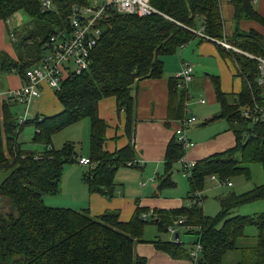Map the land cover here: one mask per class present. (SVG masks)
I'll use <instances>...</instances> for the list:
<instances>
[{
  "label": "trees",
  "instance_id": "1",
  "mask_svg": "<svg viewBox=\"0 0 264 264\" xmlns=\"http://www.w3.org/2000/svg\"><path fill=\"white\" fill-rule=\"evenodd\" d=\"M52 8L43 11L42 0H0V20L21 11L29 17L27 26L13 33L14 60L0 51V76L17 75L25 81L27 71L40 59L44 43L62 30H70L69 18L74 8L90 6L93 0H50ZM163 16L119 14L109 11L98 21L100 34L93 48L89 68L80 75L65 79L53 92L61 111L52 116H35L23 125L15 120L11 109L18 102L0 96V264H146L136 256L134 247L151 243L155 249L173 259H185L188 250L174 242L143 239L146 222L141 219L145 209H135L131 219L122 223L119 213L108 211L92 218L87 211L47 207L44 196L58 190L64 167L76 159V150L65 145L53 148L55 135L84 119L90 121L89 160L91 168L84 176L88 192L106 199L114 196V177L120 168L137 167L130 145L109 153L104 150L108 125L98 114L102 99L113 97L118 114H127L125 130L130 136L133 122V93L144 79L163 77V58L176 54L198 38L193 31L202 29L209 37L200 39L215 45L222 59L231 61L242 80L241 92L233 95L235 103L221 91L218 77H212L217 103L216 120H225L236 137L233 148L197 161L187 176L189 203L195 193L203 191L205 180L215 177L222 184L243 176L250 178L251 167H262L264 178V123L250 125L241 108L252 109L262 95L257 85V62L245 54L264 58V37L254 30L244 32L239 22H256L264 26V18L256 11L253 0H230L231 34L224 31L222 3L219 0H150ZM225 43L239 52L220 45ZM1 92V91H0ZM168 118L181 120L188 90L178 89L176 78L169 81ZM25 125L35 131L32 144L39 152L30 151L18 140ZM185 150L172 138L164 158V173L159 189L172 187V166L180 163ZM183 172V170H182ZM231 184V183H230ZM264 202V182L243 195L229 194L220 201V214L206 217L200 205L178 210L156 211L154 224L159 232H167L175 218L183 217L195 230L196 241L202 246L201 264H223L224 257L242 250L236 264H264V212L256 216H240L238 208ZM255 227L254 243L240 247L246 239V228Z\"/></svg>",
  "mask_w": 264,
  "mask_h": 264
},
{
  "label": "crops",
  "instance_id": "2",
  "mask_svg": "<svg viewBox=\"0 0 264 264\" xmlns=\"http://www.w3.org/2000/svg\"><path fill=\"white\" fill-rule=\"evenodd\" d=\"M255 7L258 14L264 18V0H255ZM221 11L224 20V31L226 34H231L232 8L227 3L222 4ZM28 22L29 17L21 11L10 16L6 23L0 20V51L14 58L15 51L10 35L15 31L22 30V28L27 26ZM239 28L244 32L254 30L264 37V26L256 22L241 21L239 22ZM162 61L164 64L163 77L160 79H144L134 90L133 122L130 124V136L127 135L125 130L127 114L123 110L120 114L117 113L115 98L102 99L98 104V114L108 125L104 150L114 153L130 145L133 149L134 160L138 162L137 167L120 168L117 170L114 177L115 192L111 199H106L97 193L90 194L87 189V205L73 207L72 209L82 212L87 211L92 218H98L108 211L118 212L119 221L126 223L133 216L137 206L152 213L156 211L178 210L184 207V204H186L185 198L162 199V190L159 189V184L156 185L155 182L156 179L160 181V177L164 173V158L167 147L171 143L175 135L174 132L180 125L179 123L191 114L187 106L196 93H205L210 103L212 115L208 116L200 126L197 125V120H195L193 124L186 127V137L192 145L185 150V155L181 162L183 161L182 163L185 164L196 163L214 154L225 152L235 146L236 137L225 120L220 119L206 124L220 113V107L217 103L212 84V77L219 78L221 91L227 98L241 92L242 80L234 72L231 61L222 59L212 42H202L198 38L191 41L176 54L164 57ZM185 63L194 68L193 76L198 71L196 78L199 77V81L194 83V77L192 76V82L188 89L190 98H188V101L184 105V117L181 120H170L168 118L170 100L169 81L176 77ZM22 83L23 81L17 75L0 76L1 92L18 90L22 86ZM191 91L194 92L193 95ZM38 100V109L40 112H43L42 115L44 116H52L61 111V106L52 91H44L42 97ZM201 100L204 101V99ZM201 100L198 103L204 105L205 101L202 103ZM24 144L26 145V143ZM32 147H37L38 149L30 151L39 152L41 150L38 146L33 145ZM181 162L178 164L182 165ZM128 169L137 171L134 173L141 176L140 182L142 184L140 185V189H133L124 174L119 176L121 170ZM181 173L183 174V172ZM160 174L162 175L160 176ZM4 178L5 175L1 174L0 182ZM149 185L153 186L148 188L147 192L142 193L140 191ZM150 191L153 192V195L147 196ZM189 203H187L188 206H190ZM200 206L202 207V204ZM235 212L236 210L233 213L236 214ZM180 219L184 220L183 217H178L174 219V222ZM177 227L185 228L189 231L192 229L191 226L187 225L186 221L185 225ZM176 235H178L179 239L177 231ZM180 245L183 246L182 244ZM192 248H186L188 256L185 259H173L166 253L156 250L151 243L136 244L134 251L136 256L146 260V264H181L188 259L189 251Z\"/></svg>",
  "mask_w": 264,
  "mask_h": 264
},
{
  "label": "rangeland",
  "instance_id": "3",
  "mask_svg": "<svg viewBox=\"0 0 264 264\" xmlns=\"http://www.w3.org/2000/svg\"><path fill=\"white\" fill-rule=\"evenodd\" d=\"M109 0H93L90 2L91 6L106 4ZM22 22V20H20ZM17 59V55L13 58ZM234 72L237 75V71L233 66ZM194 74V83L199 81V77L196 78ZM202 77V76H201ZM1 91V90H0ZM192 95L194 94L191 91ZM204 99L205 104L200 105L198 102ZM37 100V101H36ZM39 100L34 99L31 101L27 119L30 120L35 116H44L43 112L38 109ZM229 103H235L233 95L229 96ZM209 100L205 93L199 92L193 95L192 99L188 102L187 109L191 111L190 117H194L197 120V125L200 126L204 120L212 115L211 107L209 105ZM25 105L18 102L11 109V112L15 118L18 120L24 118L25 116ZM241 111L244 108L239 109ZM34 127L31 125H25L19 134L18 140L20 143H26L28 150L38 149L37 147H32L31 140L34 134ZM89 135H90V121L89 119H84L77 124H74L64 131L58 133L53 137L52 144L55 150H61L65 145H71L76 150V159L73 163L68 164L64 167L61 175V181L58 186V190L54 194L45 195L43 200L47 207L59 208V209H72L73 207H82L88 203V194L86 184L84 182V176L89 171L88 167H84L78 164L80 158L89 159ZM183 167L181 164H175L172 166L171 171V182L172 187L162 189L161 198H166L167 200L175 198H185L187 192H189V180L183 177L181 173ZM133 170H121L119 176L124 174L127 181L131 184L133 189H140L141 176ZM250 178L246 179L243 176H237L229 180L231 186L229 187L227 183L222 184L217 178H208L205 180L203 191L200 192L202 197V209L206 217L215 218L220 212V201L221 199L227 197L229 194L234 193L236 196L243 195L250 192L257 186H261L264 182L262 167L259 165H254L251 167ZM162 174H160L161 176ZM155 184H159V180L156 179ZM153 185L147 186L145 189H141L142 193L147 192L148 188ZM153 192L150 191L147 196H152ZM187 204V203H186ZM186 204H184L186 206ZM78 211V210H75ZM264 212V202H256L253 204L245 205L236 210V214L240 216H256ZM144 214L148 217L144 222H146L143 231V239L145 241H161V242H173L174 236L172 237L167 232H159L157 226L154 224L153 213L151 211L144 210ZM175 229L179 234V242L185 248L190 249L193 247L196 241L195 230L191 229L189 231L185 228H178L175 225ZM244 235L246 239H241L239 241V248L252 245L254 243V238L257 235L255 227H248L245 230ZM242 250H237L232 253L227 254L223 259V264H236L241 260Z\"/></svg>",
  "mask_w": 264,
  "mask_h": 264
},
{
  "label": "built area",
  "instance_id": "4",
  "mask_svg": "<svg viewBox=\"0 0 264 264\" xmlns=\"http://www.w3.org/2000/svg\"><path fill=\"white\" fill-rule=\"evenodd\" d=\"M219 1L222 4H226L230 0ZM41 6L43 11H49L52 8V3L50 0H42ZM109 11H115L119 14L137 15L139 17L163 16L151 5L150 0H109L101 6L90 5L74 8L69 18L70 30H62L49 37L44 43V51L40 59L27 71L22 86L15 91L0 92L1 97L25 105V116L18 119L20 126L27 120L28 108L32 100L40 99L44 91H58L62 82L69 76L80 75L89 68L91 64L90 54L100 34L98 21L105 18ZM193 33L198 38L209 40V37L203 33L202 29L194 30ZM10 39L14 40L13 34L10 35ZM220 44L228 50L239 52L225 43ZM245 55L257 62L256 83L262 89V96L258 103H254L252 109L246 108L241 114L243 118L249 120L250 125H255L256 123H264V58ZM193 72L194 68L191 65L185 63L182 66L181 71L175 77L178 89H189ZM188 98H190L189 94ZM201 102L203 103L204 101L201 100ZM195 120L196 118H189L188 115L187 118L179 123V127L174 132L178 144L184 150L192 145L186 137V127L193 124ZM78 164L89 168L92 166L91 161L85 158H80ZM194 164L182 163L183 176L187 177L190 175ZM227 185L231 186L230 183H227ZM189 204L190 206L202 204V198L199 193L194 194ZM147 218L144 213L141 215L143 221ZM175 225L183 226L185 221L180 219L174 222V225L167 227V233L172 237L176 235ZM173 242L180 245L179 239L175 240L174 238ZM201 253L202 246L196 243L189 251L188 259L181 264H201Z\"/></svg>",
  "mask_w": 264,
  "mask_h": 264
},
{
  "label": "water",
  "instance_id": "5",
  "mask_svg": "<svg viewBox=\"0 0 264 264\" xmlns=\"http://www.w3.org/2000/svg\"><path fill=\"white\" fill-rule=\"evenodd\" d=\"M1 203H2V201L0 199V206H1ZM175 240H178V235H175Z\"/></svg>",
  "mask_w": 264,
  "mask_h": 264
}]
</instances>
